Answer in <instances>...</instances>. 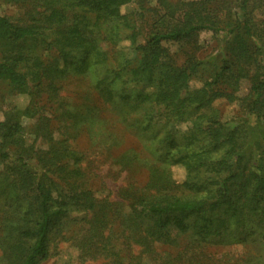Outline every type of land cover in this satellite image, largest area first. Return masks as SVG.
Instances as JSON below:
<instances>
[{
  "label": "trees",
  "instance_id": "1",
  "mask_svg": "<svg viewBox=\"0 0 264 264\" xmlns=\"http://www.w3.org/2000/svg\"><path fill=\"white\" fill-rule=\"evenodd\" d=\"M4 1L29 6L30 18L0 15V82L30 101L0 121V264H44L73 220L79 264H221L206 246L264 237V0H137L129 13L131 0ZM202 32L222 40L198 57ZM166 45L183 52L182 65ZM220 101L242 116L223 120ZM123 131L141 150H119ZM85 147L146 180H128L119 201L101 197ZM173 166L185 171L181 184Z\"/></svg>",
  "mask_w": 264,
  "mask_h": 264
},
{
  "label": "rangeland",
  "instance_id": "2",
  "mask_svg": "<svg viewBox=\"0 0 264 264\" xmlns=\"http://www.w3.org/2000/svg\"><path fill=\"white\" fill-rule=\"evenodd\" d=\"M29 6L19 5L13 2H6L4 0H0V15L8 17L13 23L21 24L23 22L29 21L30 15L28 14ZM137 9V0H131L126 6L121 8L122 13L133 12ZM222 40L221 35H214L210 32H202L198 35L197 41L199 45V49L197 51L198 57H205L210 54L216 53L218 51L219 42ZM167 46V45H166ZM119 48L124 51L128 58H132L134 56L133 49L129 46L128 41H122L119 44ZM171 56H173L176 65H182L184 61L183 52L179 50V48L175 45H168L166 47ZM3 57V52L0 50V59ZM192 87H199L200 84L193 80L191 82ZM248 82L244 81L242 83L241 89L238 93L239 96H243L246 94L248 90ZM146 88V87H145ZM79 87L74 84H68L61 92V96L70 97L77 91ZM74 90V91H73ZM151 88H146V91H151ZM30 101L29 96L18 94L9 87V85L5 82H0V121L3 119V112L9 111L13 109H22L28 105ZM217 108L220 111L221 117L223 120H231L234 117H241L242 113L238 108L237 104H225L223 101L216 102ZM21 123L24 127H28L31 125L32 120L21 118ZM170 130L174 132H181L183 130L182 124L179 123H170ZM124 132V140L119 148V150L129 149L130 147L135 148L138 147V150H141L142 143L140 139L134 137L132 134ZM29 143V141H27ZM77 141H74L76 144ZM80 147H84L85 144L80 141L78 143ZM87 158L90 164H94L96 167L94 171L101 176V181L105 183V190L100 194L101 197H108L110 200L119 201L118 192L122 187L126 186L129 181L134 182L135 185L142 184L146 180V172L144 169H138L131 174L130 172L124 171L118 174V169L116 166L111 165L110 160H103V152L101 148L96 150L87 149ZM145 154H141L142 157H148V154L144 151ZM1 167V165H0ZM172 179L181 184L186 175L183 168L180 166L171 167ZM129 180V181H128ZM78 219L80 216H73ZM73 224H68V230L65 232L63 237H57L50 245V256L45 261L44 264H79L78 254L76 249L72 246L69 237H71L72 231L77 230L81 227V222L73 220ZM65 237V238H64ZM261 240H256L257 243H253V238L246 239V245L243 244L238 246H222L218 244L208 245L205 247V250L209 252L211 255L215 256L221 264H233L237 261L238 258L244 260L245 264H255L257 259L261 258L264 254V237L260 238ZM244 243V244H245ZM186 244V239H180V247L182 248ZM170 250L175 252L176 249H169L167 247H155V251L162 252L166 250ZM136 252V251H135ZM1 256V251H0ZM143 263L149 264L151 259L148 256H143ZM236 260V261H235ZM246 261V262H245ZM243 263V262H241ZM85 264H103L101 260L98 261H87Z\"/></svg>",
  "mask_w": 264,
  "mask_h": 264
}]
</instances>
